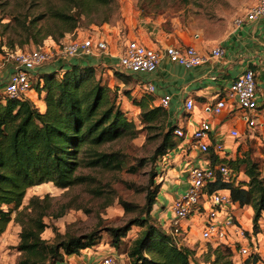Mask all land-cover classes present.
Listing matches in <instances>:
<instances>
[{"label":"trees","instance_id":"trees-1","mask_svg":"<svg viewBox=\"0 0 264 264\" xmlns=\"http://www.w3.org/2000/svg\"><path fill=\"white\" fill-rule=\"evenodd\" d=\"M26 5L27 1L21 0V11L12 13L7 21H4L6 14L0 16V50L5 45L8 54L25 45L42 46L48 38L61 45L62 39L75 33L84 19L96 25L109 22L115 1L31 0ZM36 6L44 9L31 12ZM55 61L50 62V69L37 73L33 84L39 96L45 93L44 110L28 97H11L4 89L0 92V234L11 221L21 224L17 244L21 255L17 264L62 262L66 256L93 247L102 239L100 230L108 233L113 247L124 246L131 264H240L225 244L209 243L201 254L186 243L177 244L164 221L153 212L164 180L154 189H147L143 205L122 201L127 214L135 212L122 224L80 235L56 232L54 241L42 237L49 226L44 218L49 215L50 203L33 196L21 209L30 187L52 182L58 187L70 188L96 180L92 174L82 172L83 169H122L121 151L110 147L124 138H136L144 128L162 129L160 142L150 157L152 162L167 156L181 140L173 134L176 125H168L165 108L134 99L140 108V128L122 107L120 88L104 82L97 66L81 60ZM210 158L212 164L222 161L237 173L248 176V180L240 179L237 183L216 178L210 189L235 191L233 198L253 208L254 231H261L264 175L260 164L249 151L229 158L211 152ZM239 184H246V191H239ZM92 191L97 195L103 193L100 187ZM133 226L138 230L128 237ZM252 245L250 259L244 264H256L261 259L258 245L253 242Z\"/></svg>","mask_w":264,"mask_h":264},{"label":"rangeland","instance_id":"rangeland-1","mask_svg":"<svg viewBox=\"0 0 264 264\" xmlns=\"http://www.w3.org/2000/svg\"><path fill=\"white\" fill-rule=\"evenodd\" d=\"M26 1V6H28L31 0ZM114 1L115 5L112 8V17L109 22L96 25L94 23L88 24L87 19H84L82 25L72 34L71 39H76L78 35H93L95 37L103 35L108 37L109 35L117 34L118 37H121V41L126 38V40L124 39L125 46V43L131 39L128 34L141 30L145 31L154 40L161 36L169 37L176 30L183 29L199 32L203 28L211 35H225L230 27L235 25V18L244 13L257 0ZM0 5V16L6 14L4 21H7L12 13H17L22 9L21 0H0ZM42 9H44V6H36L31 9V12L38 13ZM1 41L2 37L0 36ZM42 46L45 47V44ZM35 47L37 46L30 44L25 45L23 48L17 47L15 51L20 49L30 50ZM1 49V55L5 56L3 59H12L9 56L10 53L8 54L9 49L5 45H2ZM116 73L122 76L123 79H130L129 76L124 75L122 72L116 71ZM132 85V83L128 84V86ZM120 89L122 107L128 113V116L134 119L139 127L142 128L139 112H136V108L130 98L128 96L124 97V93L126 94L127 91L130 93L134 87H122ZM133 95L132 93L131 97ZM123 98L126 100L123 101ZM144 100L148 101L147 98ZM161 130L160 128H144L136 138H124L114 143L110 148L121 151L123 158L122 169L115 171L83 169L82 172L92 174L96 177V180L70 188H61L52 182L34 185L28 189L21 209L29 204L33 196L45 198L50 203L49 215L44 218V221L49 226L42 234V237L49 241H54L56 232L80 235L98 228L101 229L107 225L122 224L128 217L135 214V212L127 214L122 201L139 206L143 205L147 189L149 187L154 189L156 185L162 183V180L164 181L160 187L159 195L164 196L165 193H172L176 190L174 186L171 187L168 184L172 179L171 174L165 173L169 160L168 155L158 157L155 162L150 160L151 155L160 142ZM245 151H249L260 164L264 175V135H261L258 129L254 134H250L246 130L238 138H229L227 148L223 149V153H228L230 157H236ZM152 181L153 184L151 185ZM164 182L167 185L163 188ZM95 187H100L103 193L101 195L95 194L92 191ZM168 207V205L155 204L153 212L155 213L158 209L163 211ZM26 211L29 212L30 209ZM61 212L63 213L61 216L55 217L56 214ZM15 215L16 211L13 212L14 217ZM262 224L264 225V222ZM195 225L196 223L193 222L195 231L192 236L194 241L189 245L196 248L198 254H201L202 251L207 249L210 242L201 239L200 226ZM21 228L20 223L11 221L6 230L0 234V264H17L21 255L17 249ZM137 230L138 227L133 226L128 237L133 236ZM249 233L253 235L248 237V241L244 243L248 244L252 252V242L254 244L258 241V238L255 232ZM100 234L102 239L95 245L104 243V246L108 248L113 247L110 244L108 233L105 230H100ZM260 237L262 238L261 243H264V235H260ZM230 249L232 250V247ZM117 253L123 254L125 264H131L124 246L117 249ZM233 257L240 264H244L250 259L248 255H240L234 251ZM75 258L76 256L74 258L66 256L62 262L57 264H69ZM259 264H264V259Z\"/></svg>","mask_w":264,"mask_h":264},{"label":"crops","instance_id":"crops-1","mask_svg":"<svg viewBox=\"0 0 264 264\" xmlns=\"http://www.w3.org/2000/svg\"><path fill=\"white\" fill-rule=\"evenodd\" d=\"M71 37L72 34H67L62 39V42L71 41ZM102 37L108 42V48L104 51L70 58L55 56L53 59H56V63L57 61L60 63L66 62L67 60H81L83 63H90L97 66L103 81L110 86H118L120 88L134 87L133 91L129 94L124 93V97L128 96L132 102L139 97L136 100L145 101L144 99L147 98L151 104L160 105L161 97L165 94H170L172 100L169 107L166 108L168 125L183 127L184 130L192 132L198 127L201 121L209 120L214 127L213 138L222 140L226 148L229 138H233L230 135L231 129L238 128L242 134L248 130L247 125L241 118L240 110L232 105L231 101H228V106L220 114H214L211 106L220 97L224 96L226 89L238 76L242 75L247 68H252L255 71L257 82L259 100L257 110L258 120L261 124H264V18H259L255 21H246L241 26H231L225 35H211L203 28L199 32L183 29L176 30L169 37L161 36L154 40L145 31L130 32L128 34L129 38H135L154 48L164 47L168 44L193 45L199 51L207 53L212 47L220 44L226 49L224 56L208 57L203 63L191 67L180 65L170 61L168 57H163L158 68L152 72L134 73L123 71L119 67V60L125 47L124 41L126 38L121 41V37H118L117 34L109 35L108 37L102 35ZM44 44L45 48L55 51L59 46L52 38L46 39ZM3 58L5 56H2L0 53V92H3L4 86L13 71V60ZM51 61L36 68V80L37 73L51 68ZM116 71L122 72L124 75L129 76L130 79H123ZM147 82H152L155 85L154 93L146 92L144 84ZM127 83H132L133 85L128 86ZM132 93L134 95L131 97ZM44 95L45 93L39 96L37 90L33 88L26 94V97L33 100L41 110H44ZM188 99L194 100L192 109L187 108L186 101ZM125 100L123 98V101ZM133 106L136 108V112L140 111L139 106L134 102ZM223 156L230 157L228 153H223ZM168 157V162L166 159L167 170L165 173L171 174L172 179L168 184L171 187L174 186L176 190L172 193H165L164 196L160 194L158 197L157 205L169 206L163 211L158 209L155 212V215L162 221L170 217V206L173 200L187 184V166L189 164H208L210 162L207 154L194 149L182 148L180 145L172 150L168 154ZM240 179L248 180V176L242 172L240 173ZM165 183L163 184V188L167 185ZM239 187V191H246L247 189L246 184H239ZM234 192L230 189L231 195ZM233 212L238 222L246 231L255 232L253 229V208L250 205L243 204L240 200L233 198ZM193 222L197 226L199 225L201 230L199 219L192 217L184 221V225L189 227L183 243L188 245L194 241L192 236L195 231ZM262 222H264V213L261 219L262 230L255 232L258 238V241L255 243L258 245L257 251L261 256V259L256 264H259L264 259V243H261L262 238L260 237V235H264V225ZM249 235L251 237L253 234L249 233ZM106 253H117V249L115 247L108 248L104 246V243H101L84 249L80 254H73L70 257L74 258L76 256V258L82 259L86 264H96L99 258Z\"/></svg>","mask_w":264,"mask_h":264},{"label":"built area","instance_id":"built-area-1","mask_svg":"<svg viewBox=\"0 0 264 264\" xmlns=\"http://www.w3.org/2000/svg\"><path fill=\"white\" fill-rule=\"evenodd\" d=\"M264 18V0H257L244 13L234 20L235 26H241L246 21H255ZM108 42L102 36L93 35L78 37L63 42L56 51L37 46L30 50H17L9 54L13 60V71L4 86L8 96L23 98L33 89L35 70L51 61L55 56L62 58L90 55L104 51ZM226 49L222 45L212 47L207 53L199 51L193 45L168 44L162 48H154L132 38L129 39L120 56L119 67L126 72L142 73L155 71L161 59L168 57L170 61L191 67L203 63L208 57H222ZM147 93H154L155 85L152 82L144 84ZM172 97L165 94L160 99V106L168 108ZM228 101L240 110L242 120L247 125L250 134L259 130L264 135V124L258 120L257 110L259 100L255 71L247 68L226 89L211 110L220 114L228 106ZM188 109L194 106V100L186 101ZM214 127L211 121L203 120L192 132L176 127L173 134L179 137L180 147L194 149L209 155L214 152L223 157L225 147L222 140L213 138ZM230 135L238 138L241 133L238 128H232ZM187 184L171 204V215L164 221L165 226L172 234L178 245L183 243L189 226L184 220L195 217L200 220L201 239L212 244H225L232 247V251L240 255H250L251 250L245 241H248L246 230L238 222L233 212V197L230 188L210 189L216 178L226 183H237L240 174L228 164L218 161L215 164H189L187 166ZM123 254H103L96 264H125ZM69 264H86L82 259L75 258Z\"/></svg>","mask_w":264,"mask_h":264}]
</instances>
